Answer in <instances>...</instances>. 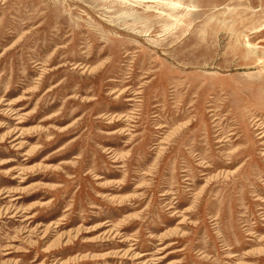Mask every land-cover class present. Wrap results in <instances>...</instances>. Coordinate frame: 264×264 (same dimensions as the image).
Here are the masks:
<instances>
[{
	"label": "rangeland",
	"instance_id": "1",
	"mask_svg": "<svg viewBox=\"0 0 264 264\" xmlns=\"http://www.w3.org/2000/svg\"><path fill=\"white\" fill-rule=\"evenodd\" d=\"M146 2L0 0V264H264V0Z\"/></svg>",
	"mask_w": 264,
	"mask_h": 264
},
{
	"label": "bare ground",
	"instance_id": "2",
	"mask_svg": "<svg viewBox=\"0 0 264 264\" xmlns=\"http://www.w3.org/2000/svg\"><path fill=\"white\" fill-rule=\"evenodd\" d=\"M124 1V0H123ZM126 1H133V2H135V3H138V4H141V3H147L146 2V0H126ZM156 2V1H155ZM121 3V2H120ZM123 3V2H122ZM124 4V3H123ZM131 4V3H130ZM136 5V4H135ZM134 5V6H135ZM179 5V4H178ZM162 6H164V7H166V8H168V9H170V11L172 12V11H174V12H176L180 7L179 6H177V4L176 3H174V2H171V1H169V2H162ZM182 7V6H181ZM172 9V10H171ZM181 10V9H180ZM186 10V9H185ZM161 17H165V18H171L172 17V15L168 12V13H164V12H162V13H158ZM177 21V20H176ZM258 31L256 30V31H254V33H257ZM247 52H248V54H251V56H253V55H255L254 56V58L256 59V63H258V64H261V63H263V61H261V59L260 58H258V56H259V51L256 49V46L255 45H251V44H249L248 43V45H247ZM257 126H260L259 124L257 125ZM259 129V128H258ZM260 134V138H263L264 137V133H259ZM140 257H143V255H140Z\"/></svg>",
	"mask_w": 264,
	"mask_h": 264
}]
</instances>
